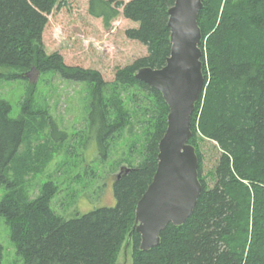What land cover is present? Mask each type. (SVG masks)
<instances>
[{
    "label": "trees",
    "instance_id": "16d2710c",
    "mask_svg": "<svg viewBox=\"0 0 264 264\" xmlns=\"http://www.w3.org/2000/svg\"><path fill=\"white\" fill-rule=\"evenodd\" d=\"M59 1L0 0V69L15 70L0 72V82L28 79L25 74L35 70L84 84L83 121L67 151L72 155L94 138L100 158L106 159L128 134L134 140L127 157L138 163L121 167L113 178L114 206L64 217L51 207L54 181L43 183L35 198L19 185L30 170L44 168L54 149L29 144L21 152L37 119L50 129L47 142L65 144L67 131L36 107L31 91L17 117L11 116L12 104L0 97V187L5 189L0 215L24 264H116L135 224L138 201L156 172L169 113L162 93L135 73L166 64L168 10L176 0H89V13L105 27L120 15L138 22L126 35L147 47V55L118 68L112 81L96 69L66 64L58 52L47 53L43 32ZM202 2L198 24L205 87L189 139L199 158L201 194L188 219L182 225L169 223L150 250H141V235L133 231V264H264V0ZM205 141L214 142L218 154L212 185L202 177ZM3 250L0 242V264Z\"/></svg>",
    "mask_w": 264,
    "mask_h": 264
},
{
    "label": "rangeland",
    "instance_id": "374dc122",
    "mask_svg": "<svg viewBox=\"0 0 264 264\" xmlns=\"http://www.w3.org/2000/svg\"><path fill=\"white\" fill-rule=\"evenodd\" d=\"M128 1V0H125ZM89 0H60L51 14L43 32V43L48 54L58 52L65 63L73 66L96 69L104 79L112 81L118 68L133 63L147 55V47L137 40L127 37L126 30L138 27L139 23L120 15L109 27H105L101 18L92 16L89 11ZM12 68L0 69L9 74ZM28 79L5 80L0 82V97L12 104V117L21 112V105L26 94L32 92L36 107L47 111L55 119L69 137L63 145L62 140H52L46 122L37 119L30 133L25 136L21 152L29 144L39 149L42 145L54 148L50 161L39 170H30L19 185L26 187L28 195L35 198L40 194L41 185L49 180L54 181L56 194L51 207L60 215L70 217L89 212L98 207L114 206L116 198L113 178L119 174L120 168H130L138 163V159L128 158L131 136L124 134L116 144L114 152L106 159L100 158L98 145L94 138L89 139L85 148L75 151L67 147L71 144L74 129H80L83 121L84 84L63 80L53 72L42 75L38 71L27 72ZM35 85L32 88L30 85ZM31 91V92H30ZM51 138V137H50ZM202 143V141L199 140ZM53 143V144H52ZM201 144L204 155L202 177L213 184L212 170L216 165L218 154L214 142ZM215 146V147H214ZM71 148V147H70ZM97 149V150H96ZM25 152V151H24ZM100 158V159H99ZM12 174V173H11ZM78 175L77 178L74 176ZM5 193L0 187V199ZM10 226L0 215V242L3 245L4 264H24L17 254V249L10 239ZM116 264H133L130 246L118 255Z\"/></svg>",
    "mask_w": 264,
    "mask_h": 264
},
{
    "label": "water",
    "instance_id": "95a60500",
    "mask_svg": "<svg viewBox=\"0 0 264 264\" xmlns=\"http://www.w3.org/2000/svg\"><path fill=\"white\" fill-rule=\"evenodd\" d=\"M202 7V0H176L168 10L171 51L166 64L161 68L142 67L135 73L137 79L162 93L169 113L159 142L158 166L138 201L126 248L133 231L141 235V250L159 245L161 232L169 223L182 225L201 194L199 158L189 139L192 115L205 87L202 31L198 24Z\"/></svg>",
    "mask_w": 264,
    "mask_h": 264
}]
</instances>
